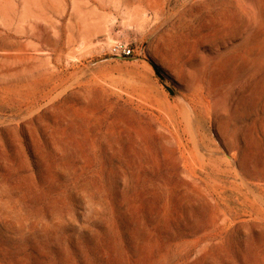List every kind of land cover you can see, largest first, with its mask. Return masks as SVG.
<instances>
[{"label": "rangeland", "instance_id": "1", "mask_svg": "<svg viewBox=\"0 0 264 264\" xmlns=\"http://www.w3.org/2000/svg\"><path fill=\"white\" fill-rule=\"evenodd\" d=\"M52 1L0 41V264H264V0Z\"/></svg>", "mask_w": 264, "mask_h": 264}, {"label": "crops", "instance_id": "2", "mask_svg": "<svg viewBox=\"0 0 264 264\" xmlns=\"http://www.w3.org/2000/svg\"><path fill=\"white\" fill-rule=\"evenodd\" d=\"M52 0H0V41L21 43L32 41L31 36L37 35L39 25H48L41 21L39 10L51 12L54 15ZM48 17V14H44ZM8 36V37H7ZM37 38H35L36 40Z\"/></svg>", "mask_w": 264, "mask_h": 264}, {"label": "built area", "instance_id": "3", "mask_svg": "<svg viewBox=\"0 0 264 264\" xmlns=\"http://www.w3.org/2000/svg\"><path fill=\"white\" fill-rule=\"evenodd\" d=\"M109 53L117 57H128L133 53V48L130 43L117 40L110 45Z\"/></svg>", "mask_w": 264, "mask_h": 264}, {"label": "bare ground", "instance_id": "4", "mask_svg": "<svg viewBox=\"0 0 264 264\" xmlns=\"http://www.w3.org/2000/svg\"><path fill=\"white\" fill-rule=\"evenodd\" d=\"M191 127V126H190ZM198 134V133H197ZM192 135V134H191ZM192 137V136H191ZM198 137V136H197ZM193 141H194V139H193ZM194 144H195V142H194Z\"/></svg>", "mask_w": 264, "mask_h": 264}]
</instances>
